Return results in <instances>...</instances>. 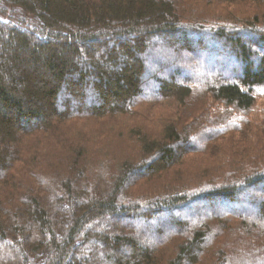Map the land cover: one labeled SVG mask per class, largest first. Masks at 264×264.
<instances>
[{"label":"trees","instance_id":"1","mask_svg":"<svg viewBox=\"0 0 264 264\" xmlns=\"http://www.w3.org/2000/svg\"><path fill=\"white\" fill-rule=\"evenodd\" d=\"M0 264H264V0H0Z\"/></svg>","mask_w":264,"mask_h":264},{"label":"rangeland","instance_id":"2","mask_svg":"<svg viewBox=\"0 0 264 264\" xmlns=\"http://www.w3.org/2000/svg\"><path fill=\"white\" fill-rule=\"evenodd\" d=\"M203 98H204V97H203ZM205 98H207V97H205ZM205 98H204V99L202 100V102H201V109H202L203 107H209V102H208ZM206 112H209V110L207 109ZM222 152H223V151H221V150L219 151V156L222 155ZM92 164H93L92 162H91V164H90V163H88V164L86 163L87 171H88L89 173H91V172H90L91 169L88 170V165L91 167ZM94 175H95V176H99V175H96V174H94ZM101 175L104 176V177L106 176L103 170H102Z\"/></svg>","mask_w":264,"mask_h":264}]
</instances>
